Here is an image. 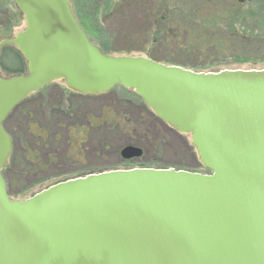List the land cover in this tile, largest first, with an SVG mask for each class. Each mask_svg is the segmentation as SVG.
I'll list each match as a JSON object with an SVG mask.
<instances>
[{
  "label": "water",
  "instance_id": "1",
  "mask_svg": "<svg viewBox=\"0 0 264 264\" xmlns=\"http://www.w3.org/2000/svg\"><path fill=\"white\" fill-rule=\"evenodd\" d=\"M25 29L0 42L26 75L0 78L2 128L24 98L58 80L81 95L132 90L190 134L201 175L173 169L92 174L11 201L0 176V264H264V70L197 73L144 57L107 56L67 0H12ZM142 151L125 147L123 160Z\"/></svg>",
  "mask_w": 264,
  "mask_h": 264
},
{
  "label": "rangeland",
  "instance_id": "2",
  "mask_svg": "<svg viewBox=\"0 0 264 264\" xmlns=\"http://www.w3.org/2000/svg\"><path fill=\"white\" fill-rule=\"evenodd\" d=\"M68 1L74 16L83 26L81 28L102 52L110 56L141 55L139 51L144 48V35L139 19L142 9L138 2L134 3L132 10L119 8L104 21L105 15L120 0ZM242 3L244 17L237 22L236 28L246 35L256 34L260 40L242 44L241 54L248 58L245 63L225 61V66L211 68L208 72L264 70V30L258 32L264 24L256 22L258 16L250 17L264 16V4L262 1ZM7 16L10 23L7 28L0 25V42L25 29L23 16L15 3L0 0V24ZM152 51L159 59L167 54L163 46H156ZM11 52L14 49L6 51V61L10 68H16L18 64L13 55L10 56ZM9 77L11 75L0 68V78ZM25 101L4 123L13 142V154L3 171V178L13 200H25L59 182L123 167L126 170L155 168L204 173L190 136L168 129L128 90L116 88L92 102L68 92L59 81ZM100 108L103 110L101 120L97 118ZM97 122L100 126L93 128ZM81 127L87 135H79ZM68 130L74 145L67 149ZM39 136L44 140L38 139ZM80 140H85L81 150ZM127 145L141 149L143 155L138 160L120 163L119 152ZM80 152L85 161L79 157ZM72 158H77L84 165L71 161Z\"/></svg>",
  "mask_w": 264,
  "mask_h": 264
},
{
  "label": "trees",
  "instance_id": "3",
  "mask_svg": "<svg viewBox=\"0 0 264 264\" xmlns=\"http://www.w3.org/2000/svg\"><path fill=\"white\" fill-rule=\"evenodd\" d=\"M245 1H262L264 4V0H120L105 15L104 21L119 8L132 10L134 3L138 2L142 9L139 19L144 35V48L138 56L165 65L208 72L211 68L225 66V61L245 63L248 58L241 54L242 44L260 40L256 34L246 35L236 28L237 22L244 17L242 2ZM256 16L259 17L256 22L264 24L263 15L250 17ZM9 23L10 17L7 16L0 25L4 28ZM260 30L264 28L260 27L258 32ZM156 46H163L166 56L159 59L152 51ZM7 50L9 48H4L1 53V70L11 77L25 75L26 65L18 53L11 52L10 56L13 55L18 66L10 68L6 61Z\"/></svg>",
  "mask_w": 264,
  "mask_h": 264
},
{
  "label": "flooded vegetation",
  "instance_id": "4",
  "mask_svg": "<svg viewBox=\"0 0 264 264\" xmlns=\"http://www.w3.org/2000/svg\"><path fill=\"white\" fill-rule=\"evenodd\" d=\"M70 93H71V92H70ZM72 94H73V93H72ZM74 95H76V94H74ZM76 96L81 97V96H79V95H76ZM81 98H83V97H81ZM84 99H85V98H84ZM25 100H26V99H25ZM25 100L22 101L18 106H20L22 103L26 102ZM85 100L94 102V99H91V98H90V99H85ZM96 100H97V99H96ZM18 106H17V107H18ZM17 107H16V108H17ZM16 108H14V110H13L12 112H14V111L16 110ZM99 110H101V111H100V114L97 115V118H100V120H101V118L103 119V112H102L103 110H102V108H100ZM12 112H11V113H12ZM11 113L8 115V118H9V116L11 115ZM4 123H5V122H4ZM57 124H58V122H57ZM89 124H90V123H89ZM92 126H93V125H92ZM92 126H91V127H92ZM99 126H100V123L98 124V122H97V125H95L93 128H97V127H99ZM80 129H81V131H80L79 135H80L81 133H84V135H87L86 130L83 131L82 127H81ZM4 130H5V125H4ZM67 137H68V139H69V142H68V141H67L68 143L66 142V144H67V149H68V148H70L71 146L73 147V145H74L73 141H71V139H70V136H69V130H68V135H67ZM54 138H55V137H54ZM38 139H40V140H42V141L44 140V138H43V137H40V136H39ZM75 139L77 140V138H75ZM42 141H41V142H42ZM84 142H85V140H84V141H81V140H80V142L78 143V144H80V150H81V148H82L81 146H82L83 144H85ZM12 146H13V142H12ZM81 153H82V152L79 153V157L82 159V161H85V160H86V159H84L85 156H84L83 154L81 155ZM66 159H67V158H66ZM25 161H27V160H25ZM71 161H74V162H76V163H78V164H80V165H84V163H82V162H81L80 160H78L77 158H74V159L72 158ZM128 162H131V161H122V160H120V163H128ZM123 168H126V167H123ZM123 168H121V169H123Z\"/></svg>",
  "mask_w": 264,
  "mask_h": 264
}]
</instances>
